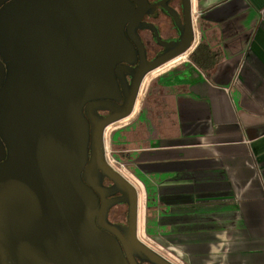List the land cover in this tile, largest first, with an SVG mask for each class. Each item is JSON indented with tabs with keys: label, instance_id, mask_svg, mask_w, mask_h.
<instances>
[{
	"label": "water",
	"instance_id": "95a60500",
	"mask_svg": "<svg viewBox=\"0 0 264 264\" xmlns=\"http://www.w3.org/2000/svg\"><path fill=\"white\" fill-rule=\"evenodd\" d=\"M164 1L0 0V264H174L138 238V191L104 142L144 76L194 43L192 0H183L180 40L140 60L117 104L116 74L135 55L125 26L142 28ZM116 203L127 206L124 227L108 219Z\"/></svg>",
	"mask_w": 264,
	"mask_h": 264
},
{
	"label": "crops",
	"instance_id": "0c3cea01",
	"mask_svg": "<svg viewBox=\"0 0 264 264\" xmlns=\"http://www.w3.org/2000/svg\"><path fill=\"white\" fill-rule=\"evenodd\" d=\"M192 8L187 59L150 80L112 144L157 245L188 264H264V0Z\"/></svg>",
	"mask_w": 264,
	"mask_h": 264
},
{
	"label": "flooded vegetation",
	"instance_id": "af4514ba",
	"mask_svg": "<svg viewBox=\"0 0 264 264\" xmlns=\"http://www.w3.org/2000/svg\"><path fill=\"white\" fill-rule=\"evenodd\" d=\"M160 0H148L149 3H155ZM135 6H137L136 1H133ZM140 25L143 27H138L135 30L126 31L127 24L125 26V34L132 44L135 55L130 57L131 62H122V68L119 74H116V79L119 85V100L117 104L123 103L125 95L130 91V82L132 79L131 72L140 63L141 59H144L145 64L152 61L159 54H162L166 47L165 44L171 41H178L181 38L180 27L184 22V2L183 0H165L164 5L155 6L153 12L144 13L140 19ZM156 28V32L154 28ZM141 45V51L139 50V45ZM98 117H105L109 114L107 110L98 109ZM6 148V155H7ZM4 160V159H3ZM2 160V161H3ZM101 184L105 187V191H109V187L112 182L109 178L103 177ZM119 193H114L108 195V198L112 199L117 197ZM125 205V203H116L112 205L108 212V219L111 223L124 227L126 223V212L118 210V207ZM149 264V263H141Z\"/></svg>",
	"mask_w": 264,
	"mask_h": 264
},
{
	"label": "bare ground",
	"instance_id": "6f19581e",
	"mask_svg": "<svg viewBox=\"0 0 264 264\" xmlns=\"http://www.w3.org/2000/svg\"><path fill=\"white\" fill-rule=\"evenodd\" d=\"M193 9V8H192ZM192 15H193V11H192ZM195 44V42H194ZM194 44L192 45V47L194 46ZM189 48L186 52L175 56L174 58L166 61L165 63H163L162 65L158 66L157 68L149 71L143 78L139 91H138V95L134 104V108L132 110V112H135L139 109L140 104L146 94V90L148 88V85L150 83V80L155 77L156 75L160 74L161 72L178 65L179 63H182L183 61H185L187 59L188 53L190 52V50L192 49ZM130 113L128 116L119 119L115 122H112L110 124H108L104 130V140L106 142L107 138L109 137V134L111 133V131L115 128H117L118 126L123 125L125 122H127L131 115L133 113ZM108 162L112 165V167L114 169H116L122 176H124L128 181H130L137 189L138 191V238L144 242L146 245H148L150 248L154 249L156 252L160 253L161 255H163L164 257H166L167 259H169L170 261H172L174 264H180L178 263L173 257H171L170 255H168L166 252H164L162 249H160L159 247L156 246L155 243H153L145 234L144 232V216H145V192H144V188L141 184V182L139 180H137L130 172H128L127 170H125L124 168H119L115 165V163L111 160L108 159Z\"/></svg>",
	"mask_w": 264,
	"mask_h": 264
},
{
	"label": "rangeland",
	"instance_id": "374dc122",
	"mask_svg": "<svg viewBox=\"0 0 264 264\" xmlns=\"http://www.w3.org/2000/svg\"><path fill=\"white\" fill-rule=\"evenodd\" d=\"M177 66V65H176ZM174 67V66H173ZM173 67H171V68H173ZM170 69V68H169ZM169 69H167V70H169ZM153 79V78H152ZM152 81V80H151ZM150 81V82H151ZM150 84V83H149ZM148 90H149V85H148V88H147V90H146V94H145V96H144V99H143V101H142V103H141V106H140V108H139V110H138V112L136 113V115L138 114V113H140V111H142L143 110V108H144V103H145V100H146V96H147V93H148ZM135 115V116H136ZM135 116L132 118V119H134L135 118ZM132 119H130L128 122H126L125 124H123V125H121V126H118L117 128H115V129H118V128H120V127H122V126H124V125H126V124H128ZM115 129H113L112 131H111V133L109 134V137L107 138V140H106V143H105V148H106V158H107V160L109 159V160H111V161H113L114 163H115V165L117 166V167H121V168H124L125 170H127L128 172H130L131 174H132V170L127 166V165H125L120 159H119V157L117 156V152L115 151V149H114V147H113V144H112V135H113V132L115 131ZM104 142H105V140H104ZM111 165V164H110ZM112 166V165H111ZM125 209H126V206L125 205H121V206H119L118 207V210H120V211H125ZM148 237V236H147ZM149 238V237H148ZM150 239V238H149ZM151 240V239H150ZM153 243H155L153 240H151ZM156 244V243H155ZM156 246L157 247H159L160 249H162L164 252H166L168 255H170L171 257H173L178 263H180V264H188L187 262H184V261H181V260H179V259H177L175 256H173L172 254H170L169 252H167V251H165L163 248H161L159 245H157L156 244Z\"/></svg>",
	"mask_w": 264,
	"mask_h": 264
}]
</instances>
